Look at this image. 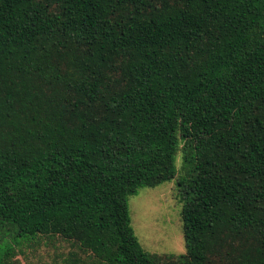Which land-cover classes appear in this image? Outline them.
<instances>
[{
    "label": "trees",
    "instance_id": "trees-1",
    "mask_svg": "<svg viewBox=\"0 0 264 264\" xmlns=\"http://www.w3.org/2000/svg\"><path fill=\"white\" fill-rule=\"evenodd\" d=\"M171 179L185 252H146L128 196ZM54 238L264 264V0H0V264Z\"/></svg>",
    "mask_w": 264,
    "mask_h": 264
},
{
    "label": "rangeland",
    "instance_id": "rangeland-1",
    "mask_svg": "<svg viewBox=\"0 0 264 264\" xmlns=\"http://www.w3.org/2000/svg\"><path fill=\"white\" fill-rule=\"evenodd\" d=\"M181 165V152L175 157ZM130 225L142 249L151 253L183 254L185 244L180 212L182 202L176 194V181L171 179L155 187H140L128 196ZM71 243L60 238L46 240L35 249H27L16 257L19 264L48 263L72 249Z\"/></svg>",
    "mask_w": 264,
    "mask_h": 264
}]
</instances>
